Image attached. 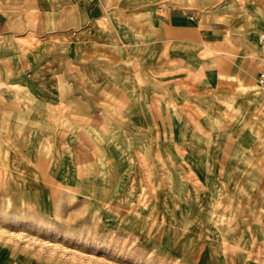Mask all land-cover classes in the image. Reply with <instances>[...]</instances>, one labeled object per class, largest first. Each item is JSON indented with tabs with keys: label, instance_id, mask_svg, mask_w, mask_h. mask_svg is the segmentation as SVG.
<instances>
[{
	"label": "rangeland",
	"instance_id": "obj_1",
	"mask_svg": "<svg viewBox=\"0 0 264 264\" xmlns=\"http://www.w3.org/2000/svg\"><path fill=\"white\" fill-rule=\"evenodd\" d=\"M248 49L206 82L178 67L148 86L143 121L99 152L78 129L29 172L0 168V264H264V62Z\"/></svg>",
	"mask_w": 264,
	"mask_h": 264
},
{
	"label": "crops",
	"instance_id": "obj_2",
	"mask_svg": "<svg viewBox=\"0 0 264 264\" xmlns=\"http://www.w3.org/2000/svg\"><path fill=\"white\" fill-rule=\"evenodd\" d=\"M260 32L264 0H0V168L29 172L78 129L103 150L113 125L143 121L148 86L178 67L206 82L218 58H251Z\"/></svg>",
	"mask_w": 264,
	"mask_h": 264
},
{
	"label": "built area",
	"instance_id": "obj_3",
	"mask_svg": "<svg viewBox=\"0 0 264 264\" xmlns=\"http://www.w3.org/2000/svg\"><path fill=\"white\" fill-rule=\"evenodd\" d=\"M257 40L261 48L260 55L264 62V32H260L258 34ZM256 86L259 91H262L264 93V66L259 70L256 76Z\"/></svg>",
	"mask_w": 264,
	"mask_h": 264
},
{
	"label": "bare ground",
	"instance_id": "obj_4",
	"mask_svg": "<svg viewBox=\"0 0 264 264\" xmlns=\"http://www.w3.org/2000/svg\"><path fill=\"white\" fill-rule=\"evenodd\" d=\"M257 44H258L259 51H261L260 45H259V43H258V40H257ZM261 92H262V91H261ZM262 93H263V92H262ZM263 95H264V93H263Z\"/></svg>",
	"mask_w": 264,
	"mask_h": 264
}]
</instances>
